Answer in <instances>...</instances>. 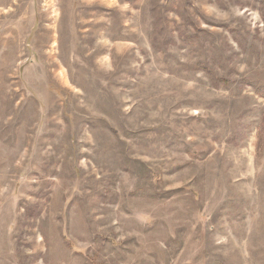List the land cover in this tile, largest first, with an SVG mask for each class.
Returning <instances> with one entry per match:
<instances>
[{"label": "rangeland", "instance_id": "obj_1", "mask_svg": "<svg viewBox=\"0 0 264 264\" xmlns=\"http://www.w3.org/2000/svg\"><path fill=\"white\" fill-rule=\"evenodd\" d=\"M0 264H264V0H0Z\"/></svg>", "mask_w": 264, "mask_h": 264}, {"label": "bare ground", "instance_id": "obj_2", "mask_svg": "<svg viewBox=\"0 0 264 264\" xmlns=\"http://www.w3.org/2000/svg\"><path fill=\"white\" fill-rule=\"evenodd\" d=\"M46 12H48V11H46ZM47 15H48V14H47ZM47 15H46V17H47ZM47 19H48V18H47ZM47 19H46V20H47ZM51 19H53V18H51ZM74 63H75V60H74ZM74 63H73V64H74ZM75 64H76V63H75ZM75 64H74V65H75ZM77 66H78V65H77ZM76 68H77V67H76ZM82 70H83V69H82ZM94 105H95V104H94ZM95 106H96V105H95ZM57 126H58V125H57ZM56 129H57V128H56Z\"/></svg>", "mask_w": 264, "mask_h": 264}]
</instances>
